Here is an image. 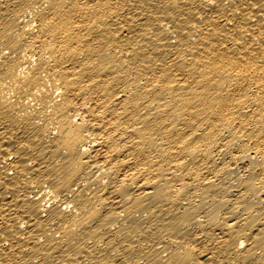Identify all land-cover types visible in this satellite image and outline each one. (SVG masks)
<instances>
[{"label":"bare ground","instance_id":"6f19581e","mask_svg":"<svg viewBox=\"0 0 264 264\" xmlns=\"http://www.w3.org/2000/svg\"><path fill=\"white\" fill-rule=\"evenodd\" d=\"M0 264H264V0H0Z\"/></svg>","mask_w":264,"mask_h":264}]
</instances>
